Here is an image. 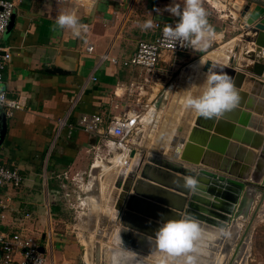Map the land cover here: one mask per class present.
Returning a JSON list of instances; mask_svg holds the SVG:
<instances>
[{"label":"crops","instance_id":"1","mask_svg":"<svg viewBox=\"0 0 264 264\" xmlns=\"http://www.w3.org/2000/svg\"><path fill=\"white\" fill-rule=\"evenodd\" d=\"M12 1L9 27L1 39L2 52L6 50L10 58L0 88L7 98L18 102V107L11 116L0 109L6 125L0 164L17 168L22 180L16 187L0 188V196L8 200L2 230L8 233L25 224L37 234L44 264H76L69 232L58 231L54 225L64 220L68 225L72 214L86 226L88 213L95 224L100 215L110 220L102 210L92 211L87 198L92 196L103 203L100 191L104 174L96 161L106 162L120 146L117 142L107 150L106 140L77 126V118L94 113L104 122L121 118L134 125L143 121L144 126L146 114L153 110L147 123H158L160 120L156 119L166 113L161 104L184 93L181 105L184 110L190 107L189 114L191 109L193 112L182 125L191 128L211 78L196 68L195 74H191L192 62L214 51L226 61L234 59L235 69L242 70L244 62L253 65L256 60L251 51L264 48L244 40L253 35L243 27L242 20L225 21L230 14L234 16L229 6L227 11H220L209 0H97L90 5L78 0L57 5L51 0ZM214 2L218 5L220 0ZM223 11L227 17H223ZM181 13L192 20L191 42L186 52L163 53L153 68L100 60L102 54L128 58L138 40H153L157 36L155 23L173 25ZM214 42L218 47L210 50ZM89 44L93 46L91 51L86 49ZM190 96L192 102L187 104ZM252 96L254 105L262 110L264 98ZM167 97L165 103L163 99ZM144 99L145 111L140 112L136 106ZM181 112L183 109L175 118L173 130ZM249 112L263 117L262 111ZM63 116H67L68 125L58 131ZM134 139L129 138L130 143ZM142 139L144 136L138 141ZM48 146L52 150L47 155ZM94 187L98 194H94ZM80 248L81 264H87L81 242ZM89 258L88 263L92 264V254V262Z\"/></svg>","mask_w":264,"mask_h":264},{"label":"water","instance_id":"2","mask_svg":"<svg viewBox=\"0 0 264 264\" xmlns=\"http://www.w3.org/2000/svg\"><path fill=\"white\" fill-rule=\"evenodd\" d=\"M224 1L237 15L230 14L226 22L242 20L243 27L253 35H247L244 40H252L264 48V0ZM263 51L261 48L252 50L253 60H256L253 65L244 62L242 70L235 69L234 59L211 58L208 52L192 62L191 67L209 74L211 78L196 108L191 128L182 125L193 112L191 109L189 114L190 107H187L173 130L183 95L172 98L171 107L159 126L163 132H160L157 153L139 149L140 146L145 147V139L139 140L140 144L131 143L125 151L129 159L125 161L126 167L108 175L114 187L120 189L116 200L119 222L128 224L127 236L136 249L140 244L146 246L159 240L172 242L175 236L181 235V231L195 233L190 228L192 225L199 224L206 229L233 227L238 218L247 217L256 195L264 194V189H260L264 185V175L255 181L222 168L232 147L248 143L253 144L257 154L251 162L248 155L252 152L245 150V159H241L244 166L249 171L263 167L259 159L264 158V123L258 124L262 119L249 112L262 111L264 115V106L260 110L251 98L252 95L264 98ZM199 59H202L200 65ZM248 92L252 94L250 97ZM163 101L166 102L167 98ZM191 102L190 96L187 104ZM241 108L247 111L242 112ZM153 126L155 123L151 121L148 127L152 130ZM5 131V120L0 116V144ZM137 153L139 155L131 164L130 159ZM239 246L240 243L236 249Z\"/></svg>","mask_w":264,"mask_h":264},{"label":"rangeland","instance_id":"3","mask_svg":"<svg viewBox=\"0 0 264 264\" xmlns=\"http://www.w3.org/2000/svg\"><path fill=\"white\" fill-rule=\"evenodd\" d=\"M209 1L212 6L219 8L220 11L224 9L227 11L225 2L220 0V3L217 5L214 0ZM226 11H223V17H227ZM232 12L234 16H236V13L234 11ZM226 19L225 21H227ZM217 47L218 44L214 42V44L210 46V50ZM196 69H193L192 67L193 71ZM182 95L184 96V93ZM135 99L136 97L134 96L133 105L135 104ZM165 103H167V101ZM169 103L170 100L167 104H161L162 109L165 107L164 110L167 111L172 104L169 105ZM136 107L139 108L140 112L145 111V99L144 101L142 100L140 106L137 105ZM178 107L179 112L183 109V112L179 115L181 117L185 110L182 105H179ZM146 116H149V113L146 114ZM163 117L164 115L161 113L160 117L156 119L157 121L158 119L160 121L155 123L156 125L153 126L154 129L152 130L142 126L143 121L135 124L129 138H135L134 143L136 142L139 144L141 141L136 140L141 139V136H144L145 147L143 148V146H140V150L145 149V152L157 153L159 150L158 148L160 147V132H163V130L161 131V129H159ZM147 118L149 119V117H146V124L148 120ZM261 119L264 120V115ZM262 120L261 122L263 124L264 121ZM242 146L231 148L230 155L226 157L222 164L224 170L239 175L240 169L238 166L244 165L241 159H244L243 154L245 153V148H252V151L249 152L257 150L251 143ZM51 148V146H48L47 155L48 152L52 150ZM238 157H240V160H237L239 159ZM127 158L128 156L125 151L115 149L113 150V155H111L106 162L96 161L97 167H99L101 173L104 174L101 178L102 182L100 191L103 203H100V201L92 196L87 199L92 204V211L97 213L98 210H102L105 214L110 216V220L105 215H100L98 222L95 224L92 219V214L88 213V215L85 216V220H88L89 224L86 226L83 220L79 222L80 219L74 217V214H72V217H74H71L72 220H70L72 224L69 223L66 225L67 220H64V222L54 225L58 231L69 232L70 240L76 252V264L82 263L80 257L82 253L80 242L83 245L84 259L87 264H89V257L92 262L91 254L93 257L92 264H121L119 260H124L125 264H264V194H262V192L256 195L252 209L247 217L245 219L241 217L238 218L233 227L228 225L225 229L219 228L218 232H210V234L206 235L207 238L203 236L200 240L195 239L196 236L190 232L181 231V235L177 237L175 236L172 242L162 243V241L159 240L158 242H155V244H149L146 246L140 244L136 249L135 246L131 244V241L128 240L127 232L124 233V231L128 229V224L119 222V212L116 214L118 209L115 202L118 196L114 202L111 200V192L115 189L114 185L111 188L112 190L109 191L111 180L108 179V175L112 174V172H114V174L118 173L119 170L125 166L124 164ZM135 159L136 158L130 159L131 164ZM131 164L128 169L131 168ZM263 168L264 166L259 168L260 170L256 169L252 171L260 174ZM39 173H43V171L40 170ZM249 178L254 180L252 176H249ZM95 188L96 187L93 189L94 194L98 192L97 188ZM260 189L262 191L264 185L260 186ZM79 209L80 208H77L76 210L78 211ZM73 211H75V208ZM112 221L115 223L114 225H112ZM123 227L126 229H123ZM204 229L208 230L206 228ZM28 234L33 235L35 238L37 237V234L30 228ZM240 239H242V241H240ZM239 243L240 246L236 249V246ZM135 251H138V253ZM130 256L136 257L129 258Z\"/></svg>","mask_w":264,"mask_h":264},{"label":"built area","instance_id":"4","mask_svg":"<svg viewBox=\"0 0 264 264\" xmlns=\"http://www.w3.org/2000/svg\"><path fill=\"white\" fill-rule=\"evenodd\" d=\"M55 5L66 0H51ZM85 4H93L97 0H78ZM12 0H0V84L3 79V71L10 54L2 49L1 39L7 27L9 16L13 10ZM192 20L186 13H181L177 17L175 24L163 25L155 23L158 34L153 40H138L134 52L125 59L116 56L102 54L100 60L109 59L112 64L123 66H144L153 68L158 63L161 55L186 52L191 42L189 34ZM86 49L91 51L93 46L87 45ZM95 80V77H93ZM18 107V102L7 98L5 91L0 88V109L6 116H11L13 109ZM77 126L81 129L97 133L106 140V149L109 150L111 144L119 143L116 150L124 151L131 144L129 135L134 124L127 119L113 118L104 122L99 114H82L76 120ZM67 124V116L59 120V130L61 131ZM111 139H114L111 141ZM22 176L19 170L13 166L0 164V188L16 187L21 183ZM8 207L7 198L0 196V264H44L45 258L40 251V244L37 238L28 234L27 226L20 225L17 230L5 232L2 226L5 221V210ZM29 217V214H26Z\"/></svg>","mask_w":264,"mask_h":264},{"label":"bare ground","instance_id":"5","mask_svg":"<svg viewBox=\"0 0 264 264\" xmlns=\"http://www.w3.org/2000/svg\"><path fill=\"white\" fill-rule=\"evenodd\" d=\"M208 55L211 57V58H222V57H220V55H218V54H216V52H214V51H212V52H210V53H208ZM153 113V110H150V112H149V115L151 114V115H153L152 114ZM146 117H149V116H146ZM144 119H146V118H144ZM148 119V118H147ZM259 122V121H258ZM148 125H149V123H147ZM147 124H145L144 126L145 127H148V125ZM258 124H262V122H259ZM141 143V142H140ZM139 143V144H140ZM253 145V144H252ZM243 147V146H242ZM246 150H249V151H252L251 149L252 148H245ZM243 152H244V150H243ZM257 154V150L256 151H253L252 152V155H253V157H252V155L251 154H249L248 155V158H249V160L252 162V161H254V159H255V155ZM138 156V154H136V156L134 157V158H136ZM133 159V158H132ZM244 159H245V156H244ZM128 160V159H127ZM126 160V161H127ZM259 161L263 164V166H264V158H260L259 159ZM124 165H126V164H124ZM124 167H126V166H123V168ZM239 167V169H240V173H239V175H242V176H245V177H247L248 179H249V176H252V178H254V180L256 181V180H260V179H262V177H263V175H264V168L261 170V173L259 174L258 172H255V171H249L248 170V167H245L244 165H240V166H238ZM260 168V167H259ZM259 168H257V170H260ZM122 169V168H121ZM234 170V169H233ZM253 170H256V169H253ZM112 173H114V172H112ZM232 174H234V173H232ZM114 184H113V181L111 180V186L109 185V191L110 190H112L111 188H112V186H113ZM118 192H120V189H114V190H112V195H111V200L114 202L115 200H116V197L118 196ZM118 198V197H117ZM116 203V202H115ZM117 212H119V211H116V214H117ZM126 226V225H125ZM127 227H128V229H129V226L127 225ZM190 228L191 229H193L194 231H195V233H192V234H194L195 236H196V238L195 239H197V240H200V238L202 237L203 238V236L204 237H206V235L207 234H210V232L211 233H213V232H218V230H219V228H217V227H213V229L212 228H210V229H208V230H210V231H208V230H205L201 225H199V224H197V225H192V226H190ZM212 229V230H211ZM130 230V229H129ZM127 231H124V233H126ZM127 235H128V232H127ZM125 236H126V234H125ZM198 236V237H197ZM207 238V237H206ZM128 240L129 241H131L130 239H129V236H128ZM199 242V241H198ZM132 245H133V243H131Z\"/></svg>","mask_w":264,"mask_h":264},{"label":"flooded vegetation","instance_id":"6","mask_svg":"<svg viewBox=\"0 0 264 264\" xmlns=\"http://www.w3.org/2000/svg\"><path fill=\"white\" fill-rule=\"evenodd\" d=\"M121 264H125L124 260H119ZM118 261V263H119Z\"/></svg>","mask_w":264,"mask_h":264}]
</instances>
